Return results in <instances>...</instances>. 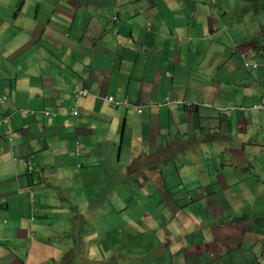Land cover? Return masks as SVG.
Wrapping results in <instances>:
<instances>
[{
	"label": "crops",
	"instance_id": "crops-1",
	"mask_svg": "<svg viewBox=\"0 0 264 264\" xmlns=\"http://www.w3.org/2000/svg\"><path fill=\"white\" fill-rule=\"evenodd\" d=\"M213 2L0 0V115L11 114L0 125V264H91L99 254L109 264H264V112L240 108L264 95V0ZM241 53L257 64L241 70L246 82L234 71ZM82 80L89 93L71 115ZM99 164L115 182L78 180H97ZM63 172L77 179L65 185ZM139 199L163 214H141ZM45 208L120 219L124 238L79 228L80 247L65 254L34 228L48 233ZM150 223L170 238L142 240Z\"/></svg>",
	"mask_w": 264,
	"mask_h": 264
},
{
	"label": "rangeland",
	"instance_id": "rangeland-1",
	"mask_svg": "<svg viewBox=\"0 0 264 264\" xmlns=\"http://www.w3.org/2000/svg\"><path fill=\"white\" fill-rule=\"evenodd\" d=\"M213 1H214L213 4L211 3L212 6L217 4L216 0H213ZM252 8H253V6L248 7V9H252ZM255 11H256V9H254L252 12H255ZM223 28H224V26H223ZM220 30H221V28H220ZM210 55H215V54H210ZM241 55H242V59L244 60L243 62L248 61L247 65H244V63L241 61V58L239 60L236 58V61H235L236 62V68L234 69V71L237 75H241V80L243 82H246V79H245L246 76L241 74V70H245V71L255 70L254 67H256L255 65H257V64L256 63L250 64L249 62H251V61L249 60L248 56H246L244 53H241ZM234 56L236 57V55H234ZM245 56H246V59H245ZM226 64L227 63L225 62L224 66H226ZM245 66H249V67H245ZM224 71H227V70H224V69L220 70L221 73ZM6 93L9 96V91H7ZM255 102H257V101H255ZM252 103H254V102H252ZM251 104H248V105L250 106ZM252 111L259 112V110H252ZM67 153H70V152L67 151ZM124 158H125V153L121 155L119 162H122L124 160ZM33 159H35V158H33ZM105 162H107V160ZM94 168L96 169L97 180H95L94 178L92 179L90 177H88V178L82 177L81 179L78 178V180L88 181L89 183L92 182L93 185L95 184V182L102 183V184L109 183V180L107 181V178H109L110 180L115 182L113 175L110 176L108 174V172H106V173L103 172V170L109 168V166H107L106 164H99ZM69 171H72V170L69 169ZM70 177H73V175H68L67 172L61 173V177H60L61 183L65 184V185L73 184ZM73 178L77 179L75 177H73ZM124 185H125V191L124 192H126V188L129 185V182L125 181ZM101 191H103V189H101ZM37 193H38V188H37V186L35 187V185H33V190L32 189L27 190L28 208H35V210H33L35 212L37 209H41L38 207V200H36V201L34 200V198L36 199V198L42 196V195H37ZM95 193L96 192L93 193V195L91 197V201H92ZM43 196H45L44 202L51 203L50 200L47 199L49 197H47L44 194H43ZM139 197H140V195H139ZM149 198H152L153 202H157L156 197L149 195ZM50 199H53V198H50ZM137 203H138V206L136 208H138L139 211L147 208L145 211H141V214L147 213L148 210H150L152 212L153 210H155V208H161V214H163L162 209L164 207H159L156 203H153L154 206H150V205L144 204V202H142L140 199L137 200ZM3 208H5V206ZM51 209L52 208H45V217L41 218V220L44 221L48 226V229H49L48 233H47L46 229H41V227L35 226L34 228L36 229L38 234H41L43 236H45L47 234L46 237L48 238V240L53 245L57 246L58 249L62 250V252H64V253L66 252V250L64 249L66 247H69L70 251H73V250L78 249L80 247V244H79L78 240L76 239L77 230L79 228L87 230L90 227L91 232L95 233V236H98L100 234L101 230L103 229L105 236L115 237V238L119 239L120 241L124 238L123 233L115 234V230L117 228L123 227L122 221L120 219L108 220L105 217H100V215H101L100 213H95L92 215V218L90 219V221L88 219H86V221H84L82 215H83V212L85 211L86 208H56L54 211H51ZM88 209H90V208H88ZM46 210H49V213H48L49 218H47V216H46ZM41 211H43V210H41ZM34 215H35V213H34ZM165 216L167 217L168 214L165 213ZM149 217H152L155 221L159 222L156 219L155 214H149L147 216V218H145L143 220H146ZM138 219H140V215L138 216ZM36 221H40V219H38V220L36 219ZM140 221H141V219H140ZM147 227L148 228L145 227L144 230H146L149 235L145 234L144 236L141 237V239L144 241L149 240L150 236L152 238V235H154V234H156L162 238H170L169 230L165 229L162 224L159 225L157 223H150V224H148ZM144 230L142 229V232H144ZM177 234L178 233H176L175 231H172L171 238L172 239L178 238ZM152 240H153V238H152ZM134 241L138 242V238H135ZM165 241H166V239H165ZM68 243H70L69 246H68ZM152 253H155V251H152V249H149V251L147 252V255L150 256ZM263 253H264V251H263ZM136 254H138V252ZM242 254L244 256H246L248 260H253L249 256L255 257L257 255V250L253 247L250 250L243 252ZM259 258L261 259V261H264V256H261ZM110 259H112V256H109V255L108 256L107 255L101 256L99 254L96 258H92L90 263L91 264H109V263H112L113 261H115V258H113L110 262H108ZM153 261H154L153 257H149L146 261H141V264H151ZM115 264H122V261H119L118 263H115Z\"/></svg>",
	"mask_w": 264,
	"mask_h": 264
},
{
	"label": "built area",
	"instance_id": "built-area-1",
	"mask_svg": "<svg viewBox=\"0 0 264 264\" xmlns=\"http://www.w3.org/2000/svg\"><path fill=\"white\" fill-rule=\"evenodd\" d=\"M211 10L213 13L215 12L214 8H212ZM244 65H247V62H244ZM86 94H87V89L83 85H80L78 87L73 88V92H72L73 100H72V106L70 108L71 114H76L79 101ZM4 99H5V96L0 94V102L1 103L4 101ZM105 99L108 102H110L116 106H118V105L129 106L130 105V101L126 97H124L122 99H117L112 95H108V96H105ZM165 100H171V99L167 97V98H165ZM173 101H175V100H173ZM161 103L162 102H156V104H158V105H160ZM186 104H190V102H186ZM240 108L243 110H259V111L264 112V98L261 97L259 101L252 103L248 107L247 106H241ZM221 109H226V107L221 108ZM24 111H29L30 113L34 112L32 109L31 110H24ZM138 111H140V109H138ZM43 113L49 114L48 111H43ZM7 121H8V116L0 117V123H6Z\"/></svg>",
	"mask_w": 264,
	"mask_h": 264
},
{
	"label": "clouds",
	"instance_id": "clouds-1",
	"mask_svg": "<svg viewBox=\"0 0 264 264\" xmlns=\"http://www.w3.org/2000/svg\"><path fill=\"white\" fill-rule=\"evenodd\" d=\"M212 8H214V7H212ZM211 8V9H212ZM215 9V8H214ZM257 66V65H256ZM80 85H83L84 87H85V85L84 84H80ZM80 85H78V86H80ZM78 86H75V87H78ZM74 87V88H75ZM86 88V87H85ZM87 89V88H86ZM72 92H73V88H72ZM0 94L1 95H4L5 96V99H4V101L1 103L0 102V105H2V104H4L5 102H6V100L8 99V94L7 93H3L1 90H0ZM87 94H88V90H87ZM86 94V95H87ZM85 95V96H86ZM85 96H83V97H85ZM82 97V98H83ZM72 100H73V97H72ZM81 100V99H80ZM106 100V99H105ZM79 103H80V101H79ZM191 104V103H190ZM71 106H72V104L70 105V108H71ZM116 106V105H115ZM242 106H247V105H242ZM78 107H79V104H78ZM78 107H77V112H78ZM127 107V106H126ZM248 107V106H247ZM70 108H69V110H68V112L70 113ZM221 108H224V107H220L219 108V110H224V109H221ZM228 107H226V109H227ZM24 110H31V109H23L22 111L24 112V113H28V114H34L36 111L35 110H33L34 112L33 113H30L29 111H24ZM43 111H48L49 112V115H52L53 113L51 112V111H49V110H45V109H43V110H41V112L43 113ZM77 112H76V114H77ZM44 114V113H43ZM71 114V113H70ZM76 114H71V115H76ZM44 115H48V114H44ZM4 116H8V121L6 122V123H0V125H6V124H8L9 122H10V118H11V114H2V115H0V117H4ZM32 234H33V232H32ZM32 238H33V236H32Z\"/></svg>",
	"mask_w": 264,
	"mask_h": 264
},
{
	"label": "bare ground",
	"instance_id": "bare-ground-1",
	"mask_svg": "<svg viewBox=\"0 0 264 264\" xmlns=\"http://www.w3.org/2000/svg\"><path fill=\"white\" fill-rule=\"evenodd\" d=\"M210 7V6H209ZM215 7V6H214ZM216 10V9H215ZM213 14V13H212ZM217 17V16H216ZM119 24V23H118ZM233 50V49H232ZM263 53V52H262ZM257 62V61H256ZM259 63V62H258ZM251 64V63H250ZM243 65V64H242ZM250 66V65H249ZM249 66H245V67H249ZM256 66V65H255ZM262 66V65H261ZM244 67V68H245ZM254 67V66H253ZM252 67V68H253ZM251 68V67H250ZM254 68H257V66L256 67H254ZM89 69V68H88ZM70 73V72H69ZM244 76H245V74H244ZM218 78V77H217ZM247 78V77H246ZM254 78V77H253ZM85 79V78H84ZM83 81V80H82ZM83 84H85V81H83ZM223 88V87H222ZM88 93H89V91H88ZM72 96V95H71ZM175 98V97H174ZM263 98H264V95H263ZM71 100H72V97H71ZM179 100V99H178ZM189 100V99H188ZM187 101V100H186ZM258 101V100H257ZM163 102V101H162ZM202 102V101H201ZM195 103H196V100H195ZM72 103H70V105H71ZM154 104V103H153ZM240 104H242V103H240ZM251 104V103H250ZM150 105V104H149ZM158 105V104H157ZM176 105V104H175ZM241 106V105H240ZM249 106V105H248ZM125 107V106H124ZM176 107H177V105H176ZM180 107V106H179ZM212 108V107H211ZM197 109V108H196ZM217 110V109H216ZM237 110H239V109H237ZM51 111H53V110H51ZM191 111H193V110H191ZM220 111V110H219ZM218 112V111H217ZM262 112V111H261ZM23 113V112H22ZM189 113V112H188ZM196 115V114H195ZM75 117V116H74ZM75 142V141H74ZM78 144V143H77ZM185 144V143H184ZM188 145H190V144H188ZM10 147V146H9ZM11 148V147H10ZM80 154V153H79ZM255 159V158H254ZM83 165V164H82ZM249 165V164H248ZM29 169V168H28ZM34 174V173H33ZM23 175H25V174H23ZM27 175V174H26ZM31 175V174H30ZM33 179V178H32ZM36 182V181H35ZM35 184V183H34ZM36 185V184H35ZM34 192V191H33ZM33 196V195H32ZM7 210V209H6ZM7 212V211H6ZM9 212V211H8ZM7 215H8V213H7ZM4 216V215H3ZM6 218V217H5ZM30 219H31V217H30ZM34 220V219H33ZM8 221V220H7ZM34 222H35V220H34ZM31 225V224H30ZM30 231V230H29ZM35 238V237H34ZM35 240V239H34ZM255 258V257H254ZM253 262V261H252ZM252 264V263H251Z\"/></svg>",
	"mask_w": 264,
	"mask_h": 264
},
{
	"label": "trees",
	"instance_id": "trees-1",
	"mask_svg": "<svg viewBox=\"0 0 264 264\" xmlns=\"http://www.w3.org/2000/svg\"><path fill=\"white\" fill-rule=\"evenodd\" d=\"M170 99H171V98H170ZM173 100H174V99H171V100H165L164 104L171 103V102H173ZM186 102H188V101L183 100V101H179V102H177V101L175 100V103H180V104H183V105H185Z\"/></svg>",
	"mask_w": 264,
	"mask_h": 264
}]
</instances>
